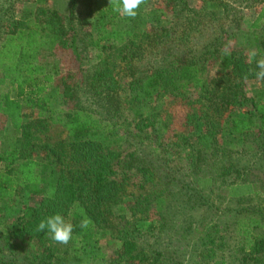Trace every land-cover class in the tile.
Returning <instances> with one entry per match:
<instances>
[{"label":"trees","instance_id":"1","mask_svg":"<svg viewBox=\"0 0 264 264\" xmlns=\"http://www.w3.org/2000/svg\"><path fill=\"white\" fill-rule=\"evenodd\" d=\"M0 3V205H19L0 222V264H181L165 220L205 217L221 189L236 200L234 262L264 264V207L245 181L264 160V81L248 60L264 53V0H146L135 18L109 0ZM16 3L34 8L16 18ZM243 9L256 14L245 31ZM56 213L74 225L67 245L37 231ZM195 223L197 257L222 264L218 224Z\"/></svg>","mask_w":264,"mask_h":264},{"label":"rangeland","instance_id":"2","mask_svg":"<svg viewBox=\"0 0 264 264\" xmlns=\"http://www.w3.org/2000/svg\"><path fill=\"white\" fill-rule=\"evenodd\" d=\"M33 8V4L16 3L13 9L14 17L19 18L23 11L27 9L33 10ZM259 8L260 7H258L257 9ZM254 10L255 9H243L241 11L239 10V12H241L244 17L242 24L244 31L249 27V22L253 20L256 15L254 14ZM55 58L58 59V62L63 67L65 65H76V59L68 54L66 55L65 53H59L57 56H55ZM88 59H90V57ZM78 63L83 67H85V65L88 66L87 59L85 58L83 61V64L85 65H83L82 62L79 60ZM214 72V69H212L211 73L213 74ZM238 158L239 164L241 165H245L248 160V156H246L245 158L238 156ZM252 167L254 168V171L247 175L248 177L245 179V181L248 183L251 182L254 185L253 189L256 190L257 193H259V198L257 199V195L254 196L255 198L251 199V203L253 205L258 204L259 206L264 207V160L256 161L254 164H252ZM177 198L179 199L178 202H180L181 197L178 196ZM210 198L211 202L214 205V208H210L209 212L205 215V217L202 211L192 213L188 210L177 208L176 211L174 213H171L170 216H168L165 220L167 221V235L165 239L161 240V244L165 248L171 245L172 252L174 251L173 258L176 261H179L181 264H213L212 262H209L208 259L204 263L199 260V258L197 257L198 253L195 249L196 234H186L187 232L184 231L185 227L189 226L190 229H194L195 225L191 224L195 223V221L201 220L213 221V223L218 224L219 229L222 233V237L226 242V245L223 248V253H218L217 257L219 258L217 260L222 259V264H237L236 262H234V258L232 257V250L236 241L238 240L234 234V222L236 219V215L234 214L233 209L234 207H236V200L228 197L223 189L217 190L214 194L210 195ZM0 206L1 223H10L11 220H13L19 212V205L16 202H7ZM0 230H3L2 227H0ZM181 234L186 235L181 236ZM153 241L154 240L151 239V243H153ZM0 244H3L1 239ZM94 264H105V262H99Z\"/></svg>","mask_w":264,"mask_h":264},{"label":"clouds","instance_id":"3","mask_svg":"<svg viewBox=\"0 0 264 264\" xmlns=\"http://www.w3.org/2000/svg\"><path fill=\"white\" fill-rule=\"evenodd\" d=\"M112 10L122 17L135 18L138 9L146 3V0H109ZM249 62L256 65L255 76L258 81H264V53L257 49H251L248 53ZM247 76L244 77L247 80ZM82 219L79 227L83 229L92 225V220L80 209ZM74 225L70 219H66L60 213L48 216L38 224L37 231L45 232L49 238L57 244L67 245L72 240Z\"/></svg>","mask_w":264,"mask_h":264}]
</instances>
